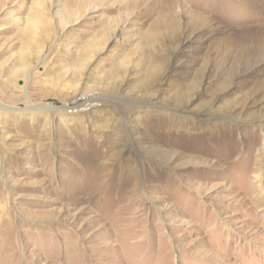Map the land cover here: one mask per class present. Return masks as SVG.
Returning a JSON list of instances; mask_svg holds the SVG:
<instances>
[{
    "label": "rangeland",
    "instance_id": "1",
    "mask_svg": "<svg viewBox=\"0 0 264 264\" xmlns=\"http://www.w3.org/2000/svg\"><path fill=\"white\" fill-rule=\"evenodd\" d=\"M75 1L0 0V264H264V0Z\"/></svg>",
    "mask_w": 264,
    "mask_h": 264
},
{
    "label": "bare ground",
    "instance_id": "2",
    "mask_svg": "<svg viewBox=\"0 0 264 264\" xmlns=\"http://www.w3.org/2000/svg\"><path fill=\"white\" fill-rule=\"evenodd\" d=\"M75 1V0H74ZM84 4L83 3H78V2H74V8L76 10V12H78L79 10H81L82 6ZM40 16V14H39ZM36 17V16H35ZM38 18V17H37ZM34 18V19H37ZM31 21V23L29 22L27 29L24 30V36L22 37V45L25 49V52H27V56L26 59L30 58V57H35L37 53H39L38 51L35 52V48L37 47V43L41 42L43 43L44 36H42L43 34L41 33L40 29H41V25H40V21L39 19ZM72 17H67L66 21H65V25H69L72 22ZM46 25V24H45ZM106 34V32L104 33ZM44 39V40H43ZM104 40V39H103ZM99 44H100V40H92L90 43H88L85 48H84V54L83 56H90L92 54H96L97 51H99ZM40 46V45H39ZM41 49V48H40ZM34 54V55H33ZM81 57V56H80ZM76 62V61H75ZM106 79V78H105ZM89 106V105H88ZM86 108V107H85ZM33 109L34 112H41V110H38V108H31ZM87 109V108H86ZM85 110V109H84Z\"/></svg>",
    "mask_w": 264,
    "mask_h": 264
}]
</instances>
